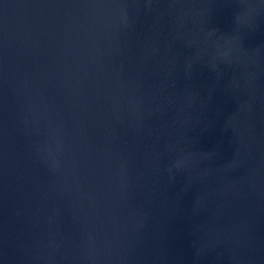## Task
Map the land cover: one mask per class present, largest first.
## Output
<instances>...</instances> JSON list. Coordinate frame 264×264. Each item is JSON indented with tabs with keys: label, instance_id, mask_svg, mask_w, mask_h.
<instances>
[{
	"label": "water",
	"instance_id": "1",
	"mask_svg": "<svg viewBox=\"0 0 264 264\" xmlns=\"http://www.w3.org/2000/svg\"><path fill=\"white\" fill-rule=\"evenodd\" d=\"M0 264H264V0H0Z\"/></svg>",
	"mask_w": 264,
	"mask_h": 264
},
{
	"label": "clouds",
	"instance_id": "2",
	"mask_svg": "<svg viewBox=\"0 0 264 264\" xmlns=\"http://www.w3.org/2000/svg\"><path fill=\"white\" fill-rule=\"evenodd\" d=\"M175 166L180 167V162L178 161Z\"/></svg>",
	"mask_w": 264,
	"mask_h": 264
}]
</instances>
